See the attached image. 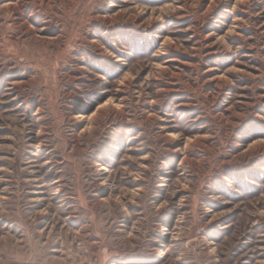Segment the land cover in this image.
Instances as JSON below:
<instances>
[{"label":"rangeland","instance_id":"rangeland-1","mask_svg":"<svg viewBox=\"0 0 264 264\" xmlns=\"http://www.w3.org/2000/svg\"><path fill=\"white\" fill-rule=\"evenodd\" d=\"M29 262L264 264V0H0V264Z\"/></svg>","mask_w":264,"mask_h":264},{"label":"crops","instance_id":"crops-1","mask_svg":"<svg viewBox=\"0 0 264 264\" xmlns=\"http://www.w3.org/2000/svg\"><path fill=\"white\" fill-rule=\"evenodd\" d=\"M25 264H45V263L44 262H34V263L29 262V263H25Z\"/></svg>","mask_w":264,"mask_h":264},{"label":"bare ground","instance_id":"bare-ground-1","mask_svg":"<svg viewBox=\"0 0 264 264\" xmlns=\"http://www.w3.org/2000/svg\"><path fill=\"white\" fill-rule=\"evenodd\" d=\"M21 2V1H20ZM16 10V9H15ZM32 11V10H31ZM17 16H19V14H17ZM25 22V21H24ZM22 25V24H21ZM28 32V31H27ZM62 36V35H61ZM60 44V43H59ZM73 76V75H72ZM123 125V124H122Z\"/></svg>","mask_w":264,"mask_h":264}]
</instances>
